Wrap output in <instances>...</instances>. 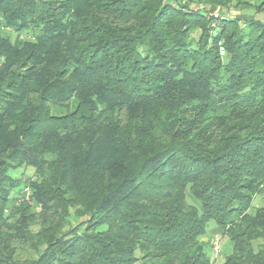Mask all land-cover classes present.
<instances>
[{"label": "trees", "instance_id": "1", "mask_svg": "<svg viewBox=\"0 0 264 264\" xmlns=\"http://www.w3.org/2000/svg\"><path fill=\"white\" fill-rule=\"evenodd\" d=\"M166 1L0 0V264H264V23Z\"/></svg>", "mask_w": 264, "mask_h": 264}, {"label": "rangeland", "instance_id": "2", "mask_svg": "<svg viewBox=\"0 0 264 264\" xmlns=\"http://www.w3.org/2000/svg\"><path fill=\"white\" fill-rule=\"evenodd\" d=\"M194 1V8H198V4H196V0ZM230 4L227 10L222 9V8H216L213 10L212 13H210V15H213L214 13H218L220 15L221 18H229V19H240L243 21H250V20H255V21H260L264 23V13H257L256 10L254 9V6L259 5L261 2H263V0H229ZM166 2L170 3L172 2V0H167ZM247 3L245 4V6H243V3ZM239 3H242L241 5ZM244 29H247V26H241ZM198 36V32H194L193 37H197ZM10 37L12 39V41L14 40V35L10 34ZM226 56L224 55L223 58H225ZM22 174V175H21ZM13 176L16 177H21V179H26L27 177H32L33 176V170L28 168V169H22L16 172L12 173ZM190 199V198H189ZM191 201V199H190ZM259 207H264V189L261 191L260 194H258L252 203V207L250 209V212H252L255 208H259ZM216 228V225L213 222H210L208 224V230L206 233V236H204L202 238V241L206 242L208 244V249L207 252L209 255L211 254V247H212V243H213V239L212 241L210 237V230ZM218 243H219V252L217 254L216 257H214V262L215 264H221L224 260L225 255H228L230 252V246L227 244V241L225 238H223L222 236H220L218 238Z\"/></svg>", "mask_w": 264, "mask_h": 264}, {"label": "built area", "instance_id": "3", "mask_svg": "<svg viewBox=\"0 0 264 264\" xmlns=\"http://www.w3.org/2000/svg\"><path fill=\"white\" fill-rule=\"evenodd\" d=\"M213 18L215 19H219L221 18L220 15L218 13H214L212 15ZM212 247H211V250H212V256L216 257L218 252H219V243H218V238L213 240V243H212Z\"/></svg>", "mask_w": 264, "mask_h": 264}, {"label": "crops", "instance_id": "4", "mask_svg": "<svg viewBox=\"0 0 264 264\" xmlns=\"http://www.w3.org/2000/svg\"><path fill=\"white\" fill-rule=\"evenodd\" d=\"M220 236H221V230H220V228H217L216 227V228L210 230V237H209V238H211L210 241H212L213 239H217Z\"/></svg>", "mask_w": 264, "mask_h": 264}]
</instances>
